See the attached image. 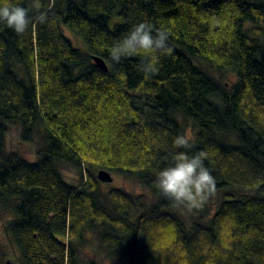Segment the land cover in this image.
I'll return each instance as SVG.
<instances>
[{
    "label": "trees",
    "instance_id": "16d2710c",
    "mask_svg": "<svg viewBox=\"0 0 264 264\" xmlns=\"http://www.w3.org/2000/svg\"><path fill=\"white\" fill-rule=\"evenodd\" d=\"M41 4L46 24L17 34L0 22V223L17 253L10 258L0 242V263L98 264L81 259L90 237L110 264H264V0ZM145 21L153 34L165 30L172 48L154 54L158 72L149 78L139 70L148 53L110 57L114 42ZM229 75L231 84L222 81ZM9 126L25 144L39 136L35 162L7 152ZM188 131L192 147L177 149L174 138ZM180 151L205 152L215 193L224 191L212 217V196L183 206L208 218L190 229L155 185ZM62 168L79 174V187ZM100 170L136 181L153 203L104 192L92 174Z\"/></svg>",
    "mask_w": 264,
    "mask_h": 264
},
{
    "label": "clouds",
    "instance_id": "9594fccd",
    "mask_svg": "<svg viewBox=\"0 0 264 264\" xmlns=\"http://www.w3.org/2000/svg\"><path fill=\"white\" fill-rule=\"evenodd\" d=\"M31 13V14H30ZM0 22L13 29L17 34L25 33L29 26L49 22V12L42 8L41 0H31L29 8L5 2L0 4ZM147 21L136 24L120 39L114 42L110 49L111 60L119 63L123 57H129L139 52L149 56L141 61L139 70L149 78L158 72L153 62L154 54L171 55L172 48L168 45L169 34L162 29L155 30ZM190 137L177 135L173 145L177 148L190 149ZM207 154L198 152L189 155L180 151L173 155L172 164L163 168L155 179V185L161 194L175 202L177 206L188 209L203 207L209 197L215 194V179L204 160Z\"/></svg>",
    "mask_w": 264,
    "mask_h": 264
},
{
    "label": "rangeland",
    "instance_id": "374dc122",
    "mask_svg": "<svg viewBox=\"0 0 264 264\" xmlns=\"http://www.w3.org/2000/svg\"><path fill=\"white\" fill-rule=\"evenodd\" d=\"M116 19V18H114ZM110 23V26L113 27L114 24L117 22ZM120 22V20L118 21ZM66 36L71 40L72 44L74 46H78L83 49V45L80 42V39L73 36L69 32L65 31ZM198 65L202 69H206V67L202 63H198ZM234 80V77L229 75L228 77H223L222 81H227L229 84H231ZM41 134V132H38ZM187 136L191 138V133L188 131L186 133ZM42 144V141L39 139V136L37 135L33 142L30 144H25L21 142L20 139V129L17 126H9L8 132L6 135V148L8 153H18L20 156H22L24 159L30 162L36 161V151L38 147ZM98 171H94L92 174L97 175ZM61 174L64 179L70 186L73 187H79L80 185V176L79 174L72 169L68 168H62ZM113 180L111 183H104L102 184L103 188L102 190L104 192H107L111 188H118L129 195H131L133 198H139L140 202H144L145 205L148 207L151 203L154 201L153 195L145 189L143 186L138 184L136 181L127 180L120 176H117L115 174H111ZM223 194L224 191L216 192L214 195H212L210 204L208 205V208H210V216L214 214L215 210L217 209L218 205L223 201ZM233 195L235 198L238 197H245V196H253L255 195L254 192H244V193H237L233 192ZM168 212L178 216L184 225L190 229L193 224L195 223H206L208 221V218L200 217L199 215L191 212L190 210H187L183 206H175L168 209ZM4 224L0 223V242L2 246L9 252L10 258L17 256L16 249L12 246L10 243L9 237H7L4 233ZM90 239V240H89ZM88 241H86L85 245L83 246L82 252H81V259L84 263H89L91 261H94L98 264H110L111 259L108 255L103 253L97 245V242L94 239H91L89 237ZM1 264V263H0Z\"/></svg>",
    "mask_w": 264,
    "mask_h": 264
},
{
    "label": "water",
    "instance_id": "95a60500",
    "mask_svg": "<svg viewBox=\"0 0 264 264\" xmlns=\"http://www.w3.org/2000/svg\"><path fill=\"white\" fill-rule=\"evenodd\" d=\"M93 60L96 63V66L98 68L105 70V71L107 70L105 63L101 59L94 57ZM97 176H98V179L103 183H111L113 180L111 174L105 170H100Z\"/></svg>",
    "mask_w": 264,
    "mask_h": 264
}]
</instances>
